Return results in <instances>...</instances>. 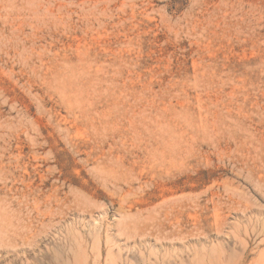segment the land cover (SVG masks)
<instances>
[{
	"label": "rangeland",
	"instance_id": "obj_1",
	"mask_svg": "<svg viewBox=\"0 0 264 264\" xmlns=\"http://www.w3.org/2000/svg\"><path fill=\"white\" fill-rule=\"evenodd\" d=\"M0 264H264V0H0Z\"/></svg>",
	"mask_w": 264,
	"mask_h": 264
}]
</instances>
